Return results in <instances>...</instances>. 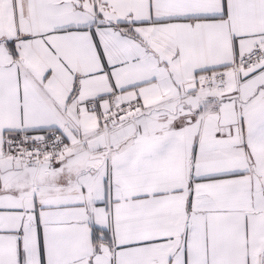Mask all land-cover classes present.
Segmentation results:
<instances>
[{
    "label": "snow or ice",
    "instance_id": "6c2138e0",
    "mask_svg": "<svg viewBox=\"0 0 264 264\" xmlns=\"http://www.w3.org/2000/svg\"><path fill=\"white\" fill-rule=\"evenodd\" d=\"M0 264H264V0H0Z\"/></svg>",
    "mask_w": 264,
    "mask_h": 264
}]
</instances>
